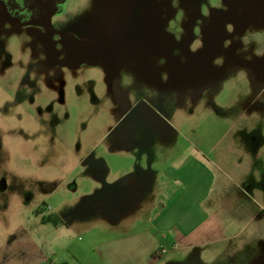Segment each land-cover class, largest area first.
<instances>
[{
    "label": "rangeland",
    "instance_id": "1",
    "mask_svg": "<svg viewBox=\"0 0 264 264\" xmlns=\"http://www.w3.org/2000/svg\"><path fill=\"white\" fill-rule=\"evenodd\" d=\"M109 1L131 13L103 47L89 0L59 26L90 45L0 24V264H256L264 219L217 187L264 193V0ZM198 150L226 238L174 247L166 171Z\"/></svg>",
    "mask_w": 264,
    "mask_h": 264
},
{
    "label": "crops",
    "instance_id": "2",
    "mask_svg": "<svg viewBox=\"0 0 264 264\" xmlns=\"http://www.w3.org/2000/svg\"><path fill=\"white\" fill-rule=\"evenodd\" d=\"M219 141L220 138L216 143ZM198 151L174 162L166 171V178L170 185L163 187L166 190L162 200L165 207L156 219V228L169 234V241L174 247L198 246L226 238L225 229L218 223L216 215L204 208L202 204L210 203V192L214 184L221 181L217 178L216 170L225 179H229V176L216 161L210 159L202 150ZM214 168H216L215 171ZM223 181L217 187L219 190H233V188L235 190L229 195L226 192L224 196L226 200L232 196L240 198L242 202L250 200L255 211L253 215L260 224L264 219V212H262L264 202L261 192L254 188L253 194L249 195L240 180L232 181L234 182L232 186L227 181L225 183ZM160 248L162 246L155 245L150 255L152 256Z\"/></svg>",
    "mask_w": 264,
    "mask_h": 264
},
{
    "label": "flooded vegetation",
    "instance_id": "3",
    "mask_svg": "<svg viewBox=\"0 0 264 264\" xmlns=\"http://www.w3.org/2000/svg\"><path fill=\"white\" fill-rule=\"evenodd\" d=\"M73 0H0V24L8 26H15L24 35H28V39L35 37L37 40H44L53 44V39H61L67 37L73 39L74 42L79 44H88L85 40L80 42L79 39L72 36L65 30L60 28L61 24H67L70 20V13L67 11L68 6ZM90 14H95L97 24L91 29L92 35L91 45L103 47L112 35L115 34L123 14L130 17L128 7L123 8L119 3L109 0H89ZM90 45V44H88ZM104 49V48H103ZM102 50V49H100ZM91 52L87 50L86 55L90 57ZM91 58V57H90ZM69 60L55 59L53 64L58 68H66ZM93 64H96L93 62ZM117 66L119 63H116ZM103 75L109 76L111 71L107 66H101L99 69ZM262 195L264 202V193L260 188H257ZM254 188L252 189V193ZM249 193V195H251ZM37 212V211H36ZM264 212V208H262ZM157 255L153 253L152 257ZM256 264H264V256L259 257Z\"/></svg>",
    "mask_w": 264,
    "mask_h": 264
}]
</instances>
